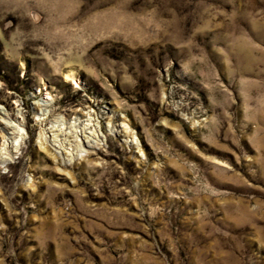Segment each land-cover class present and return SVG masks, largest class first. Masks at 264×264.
<instances>
[{
	"label": "rangeland",
	"instance_id": "374dc122",
	"mask_svg": "<svg viewBox=\"0 0 264 264\" xmlns=\"http://www.w3.org/2000/svg\"><path fill=\"white\" fill-rule=\"evenodd\" d=\"M0 264H264V0H0Z\"/></svg>",
	"mask_w": 264,
	"mask_h": 264
},
{
	"label": "bare ground",
	"instance_id": "6f19581e",
	"mask_svg": "<svg viewBox=\"0 0 264 264\" xmlns=\"http://www.w3.org/2000/svg\"><path fill=\"white\" fill-rule=\"evenodd\" d=\"M7 125L9 126V128H10V131H8V137H9V139H14V140H18L19 139V136H20V134H21V132H20V129H19V127H17V125L15 126V124L14 123H7ZM65 131V130H64ZM77 132V130L76 131H74V134H72V136H73V138H70V139H72L75 143L78 141V140H80L79 138H78V134L76 133ZM66 134V133H65ZM69 136H70V133H67ZM70 141V140H69ZM17 145V144H16ZM40 145H42V144H40ZM44 145V144H43Z\"/></svg>",
	"mask_w": 264,
	"mask_h": 264
}]
</instances>
